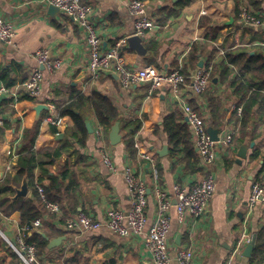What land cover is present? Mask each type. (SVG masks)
Instances as JSON below:
<instances>
[{
	"label": "crops",
	"instance_id": "crops-1",
	"mask_svg": "<svg viewBox=\"0 0 264 264\" xmlns=\"http://www.w3.org/2000/svg\"><path fill=\"white\" fill-rule=\"evenodd\" d=\"M130 1L83 0L92 8V21L103 48L123 41L121 53L126 65L134 70L145 66H153L160 72L180 68L188 76L212 63L217 65V70L210 78L208 90L195 96L189 89H183L176 98L169 88L162 87L149 96V82L124 89L113 71L101 73L93 82L86 72L85 36L72 19L61 12L50 14L49 6L38 0H0V15L12 25L16 34L15 47L0 42V85L12 86L18 91L17 100L9 103L10 98H6L1 108L0 182L7 174H15L22 133L38 122L35 151L62 149L61 157L49 168L48 175L60 179L63 167L66 168L64 186H69V195L74 197L77 205L76 213L70 219L83 212L103 222L110 208L127 212L131 197L123 170L130 167L147 188L143 234L121 238L105 228L96 232L69 231L65 229V222L60 223L61 214L45 209L39 218L42 226L27 234L21 231L23 226H20L18 212L8 217L0 214V237L14 240L22 234L26 239L34 233L45 236L43 231L50 235L61 231L60 237L65 238L58 247L63 252L62 259H59L58 248L48 249L46 254L58 264H154L145 243L156 219L154 189L157 186L172 204L167 240L172 264H177L176 254L180 250L193 253L191 264H252L251 256L242 255L247 245L241 243L246 236L254 238L256 232L264 229V204L248 205L253 184L260 182L264 187V92L259 93L260 98L244 118L243 108L251 92L246 96L243 88L239 89L236 82L240 70L227 63L224 56L226 53H245L260 58L264 64V0H187V4L185 0H140L147 15L157 24V28L148 31L143 38L145 48L152 53L145 58L130 50L126 43V39L134 35L133 18L127 9ZM243 7L259 12L263 24L257 28L243 24L238 18ZM194 47L198 54L192 57L189 52ZM42 48L61 61L58 70L48 72L37 63L33 54ZM35 68L42 71L43 80L40 95L31 98L21 84ZM249 78L247 76V80ZM259 79H264V74ZM94 92L112 102L118 110L120 124L135 120L140 123L132 138L133 154L125 144L128 131L120 129L121 142L110 145L109 132L101 128L88 104L84 105L82 113L85 127L89 124L92 133L86 128L88 137L83 144L67 135L74 127L69 117H62L66 124L64 128H57L50 122L57 116L55 103L65 104L76 93L89 97ZM183 102L198 112L206 129L217 132L216 158L208 170L199 158L186 124ZM38 105L44 107L36 113ZM232 106H241V114L238 115ZM168 117H173L177 125L187 130L193 148L189 156L184 141H179L176 147L169 143L164 128ZM98 128L103 132L102 139L95 136ZM228 138L231 142L225 145ZM244 144L247 145L246 158L238 163L237 153ZM164 147L166 153L162 154ZM101 149L110 154L115 172H109L103 164ZM142 155L151 157L153 163ZM208 172L214 175L216 187L205 213L197 218L186 214L180 223L174 208L173 187L192 186ZM34 175L41 181L40 185L49 183V176L42 175L37 168ZM31 197L30 187L27 198ZM238 247L241 248L240 255L234 253ZM10 261L8 254L0 251V264H11ZM17 264L21 263L18 261Z\"/></svg>",
	"mask_w": 264,
	"mask_h": 264
},
{
	"label": "built area",
	"instance_id": "built-area-1",
	"mask_svg": "<svg viewBox=\"0 0 264 264\" xmlns=\"http://www.w3.org/2000/svg\"><path fill=\"white\" fill-rule=\"evenodd\" d=\"M38 2L44 6L52 5L56 7L59 12L72 19L83 32L88 53L86 72L91 81L95 82L103 72L113 71L124 89L129 90L142 82H149V96L162 87L169 88L176 98L180 96L183 89H189L195 96H200L208 90L212 63L196 69L188 76H185L180 71V68L169 72H160L153 66H145L139 70L131 69L126 65L124 56L121 53V48L124 45L123 41H118L106 49L103 48L102 40L98 36L92 21V8L90 5L81 3L80 0H38ZM127 9L133 18L134 35L144 38L148 31L157 28L154 20L147 15L142 1L131 0L127 5ZM201 13L205 14V11ZM238 18L243 24L254 28L263 24L260 13L250 8L243 7L240 9ZM15 36L12 25L0 15V42L8 47H15ZM33 57L48 72L56 71L61 66V61L58 58H53L50 51L45 48L36 50ZM42 80V71L38 68L33 69L28 78L21 84L25 94L31 98L38 97L41 93ZM17 95L18 91L16 88L0 85V126L3 125L1 117L3 101L6 98H11L15 101L17 100ZM232 109L238 115L241 114V106H232ZM182 110L199 158L208 170L216 158L215 146L217 142L211 140L204 121L197 111L185 102L182 103ZM50 122L57 128L66 126L63 118L57 116L52 118ZM102 133V130L98 128L95 131V136L98 139H102ZM230 142L231 140L228 138L224 141V144L229 145ZM100 155L103 164L109 172H115L116 168L108 151L101 149ZM141 157L153 163L151 157L145 155ZM123 179L131 197L127 212L117 208H110L106 211L103 222L79 212L75 218L66 221L65 228L69 231L80 230L82 232H96L105 228L110 234L121 238L143 234L146 225V184L130 167H126L123 170ZM215 187V178L211 172H208L200 182L187 188L178 185L174 186L173 192L176 198L174 208L178 221L181 223L182 218L186 214L194 218L203 215L215 191ZM35 188L44 208L50 213L60 215L59 205L47 200L43 186L36 182ZM154 194L157 203V214L146 239V248L151 254L154 264H172L167 243L170 231L168 214L172 204L166 193L159 187H155ZM257 203L264 204V187L260 182L253 184L248 205L253 207ZM41 226V219L38 218L29 224H25L21 231L25 234L32 233ZM4 239L21 264H41L39 257H37L35 246L27 243L22 234L18 235L14 240ZM252 241V236H246L241 244L247 245ZM240 247L235 249V254L240 255ZM192 259L193 253L190 250H180L177 252L175 260L177 264H191Z\"/></svg>",
	"mask_w": 264,
	"mask_h": 264
},
{
	"label": "trees",
	"instance_id": "trees-1",
	"mask_svg": "<svg viewBox=\"0 0 264 264\" xmlns=\"http://www.w3.org/2000/svg\"><path fill=\"white\" fill-rule=\"evenodd\" d=\"M84 3L83 0H80ZM187 4V0H185ZM214 39V38H213ZM190 56L198 54L196 48L194 47L192 51L190 50ZM227 63L238 66L240 70L237 86L243 88V92L246 94L251 92L250 97H248L245 107L243 108V116L246 118L248 116L251 107L255 104L258 98H260L259 93L264 92V79H259V76L264 74V64L260 62L258 57H249L245 53H226L224 56ZM260 59V60H259ZM197 65V63H195ZM217 65H212V75H215L217 70ZM224 70H227L226 68ZM227 76V75H226ZM225 76V77H226ZM247 76H250V80H247ZM11 88L12 86H6ZM12 99H9V103H12ZM3 103H5L3 101ZM2 103V105H3ZM90 105L93 109L95 118L101 128L108 133L110 128L118 121V110L112 104V102L104 95L94 92L91 96L87 97L81 93L73 94L65 104L55 103V110L57 117H69L73 122L72 131L68 132V136L73 140H79L82 144L88 137L87 129L85 127L84 115L82 113L84 105ZM82 109V110H81ZM138 120L126 122L120 124V129L128 131L126 136V148L133 154V136L138 131L139 127ZM40 124L37 122L31 129H26L23 131L21 149L17 158V168L14 175L7 174L4 179L0 182V214L4 217H8L14 212L19 214L20 226L29 224L34 220L40 218L45 212V208L39 199L38 192L35 188L36 182L41 184L39 179H36L34 175V169H38L42 175H48L49 168L61 157L62 149H50L46 148L41 152H37L34 149L35 139L39 132ZM164 128L169 137V143L176 147L179 141H184L186 143L185 151L189 156L192 151V145L189 142V134L187 130L177 125L173 117H168L165 119ZM180 128V130H179ZM179 135V136H178ZM175 152V151H174ZM177 152V151H176ZM174 154V153H173ZM26 177L29 187L32 189V197L26 199H19L18 201L12 202L10 197L14 193V187L18 185L22 179ZM67 179V170L63 167L61 171L60 179L57 177L49 176V183L44 186V192L47 200L56 203L60 207L62 218L60 223L63 224L70 216L76 213V200L74 197L69 195V186H64V182ZM66 229V228H65ZM67 230V229H66ZM42 233H34L30 237L26 238V242L33 244L37 250V257H39L41 264H58V261L54 259L47 258L48 253V243L50 240L58 238L63 235V232L56 231L54 235L48 234L46 231ZM254 248L250 257L252 264H264V229L256 232L254 234ZM0 238V251L7 253L11 259V264L18 263V257L12 251L9 246H6ZM59 250V259H62L63 252ZM46 258L42 260V258ZM64 260V262H67Z\"/></svg>",
	"mask_w": 264,
	"mask_h": 264
},
{
	"label": "water",
	"instance_id": "water-1",
	"mask_svg": "<svg viewBox=\"0 0 264 264\" xmlns=\"http://www.w3.org/2000/svg\"><path fill=\"white\" fill-rule=\"evenodd\" d=\"M48 10L50 14L52 15L59 12V10L52 5L48 7ZM126 43H127L128 48L134 51L141 58L150 57L152 55V53L145 48L144 39L142 37H139L136 35L129 36L126 39ZM201 66L202 65L199 64V67ZM43 107L44 106L42 105L36 106L35 108L36 113H39ZM86 128L88 129L89 133H92V130L89 124H86ZM207 132L212 141L216 142L219 140V138H217V132L215 130L208 128ZM108 138H109L110 145L112 146H116L121 142L120 127H119L118 122H115L114 125L110 128ZM164 153H166L165 147L163 148V151H162V154ZM246 153H247V145L244 144L240 146L238 153H237L238 163H241V160L246 158ZM29 191H30L29 184L27 182L26 177H24L22 179L20 186L14 187V195L10 197V200L14 202V201H18L19 199H25L27 198ZM64 239H65L64 237H59L54 240H51L48 243V246H47L48 249L51 250L54 248H58L60 244L62 243V241H64ZM253 248H254V241H252L250 244H247L242 255L246 258H249L251 256Z\"/></svg>",
	"mask_w": 264,
	"mask_h": 264
},
{
	"label": "rangeland",
	"instance_id": "rangeland-1",
	"mask_svg": "<svg viewBox=\"0 0 264 264\" xmlns=\"http://www.w3.org/2000/svg\"><path fill=\"white\" fill-rule=\"evenodd\" d=\"M0 238H1V237H0ZM1 240H2L3 242H5V244H7V242H6L5 239H2V238H1ZM6 246H9V245L7 244Z\"/></svg>",
	"mask_w": 264,
	"mask_h": 264
}]
</instances>
